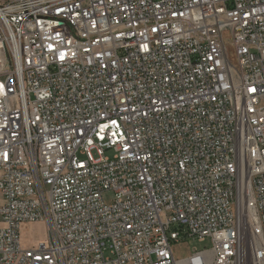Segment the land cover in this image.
I'll list each match as a JSON object with an SVG mask.
<instances>
[{
	"label": "built area",
	"instance_id": "built-area-1",
	"mask_svg": "<svg viewBox=\"0 0 264 264\" xmlns=\"http://www.w3.org/2000/svg\"><path fill=\"white\" fill-rule=\"evenodd\" d=\"M0 264H264V0H0Z\"/></svg>",
	"mask_w": 264,
	"mask_h": 264
},
{
	"label": "rangeland",
	"instance_id": "rangeland-1",
	"mask_svg": "<svg viewBox=\"0 0 264 264\" xmlns=\"http://www.w3.org/2000/svg\"><path fill=\"white\" fill-rule=\"evenodd\" d=\"M108 156L112 157L111 152L107 153ZM48 236L47 224L45 222H36V223H24L21 227L20 237L21 244L24 248H33L38 244L44 242ZM212 247L210 240L205 242H199L198 240L191 239L184 245H181L180 248L176 249L177 255L179 257H188L195 250L204 251Z\"/></svg>",
	"mask_w": 264,
	"mask_h": 264
}]
</instances>
